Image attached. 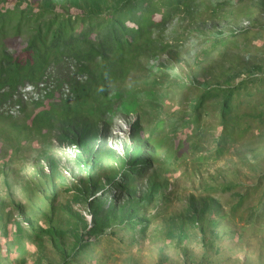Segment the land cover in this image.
Listing matches in <instances>:
<instances>
[{"label":"trees","instance_id":"obj_1","mask_svg":"<svg viewBox=\"0 0 264 264\" xmlns=\"http://www.w3.org/2000/svg\"><path fill=\"white\" fill-rule=\"evenodd\" d=\"M194 6L196 0H0V104L19 86L37 82L47 72L54 74L57 88L66 83L70 90L67 97L50 93L45 101L34 102L30 109L24 107L22 120L0 113L1 139L10 140L15 151L20 149V141L51 139L53 130L59 145L74 146L76 150L74 161L81 174L72 183L59 171V159L43 150L40 153L48 171L41 164L39 178L47 183L50 209L43 210L47 226H40L36 236L46 234L60 254L62 264H74L72 259L87 251L90 244L87 239L91 236L100 238L115 226L133 230L141 224L140 229H146V224L156 215L140 210H149L155 204L159 214L168 194V177L154 166L155 162L164 152L162 163L168 170L175 161L183 160L179 148L196 150L193 137L198 135L205 114L215 111L219 114L216 138H220L212 154L196 156L194 162L198 166L217 161L227 150V144L221 143L224 130L221 122L224 123L228 114L238 129L245 127L243 124L251 115L263 113L251 112L248 104L262 103L257 98L260 92L256 86L264 79L249 74L236 82L224 80L226 86L216 83L197 89L194 102L184 111L188 117L181 120L183 132H179L181 138L176 142L165 131L167 121L174 123L171 116L158 117L152 126L146 127L144 116L149 111L145 106L157 112L167 90L171 86L186 87V83H168L159 92L158 81L141 73L142 61L157 58L169 47L170 43L162 36L168 17L186 13ZM20 41L25 56L13 54ZM223 41L217 39L213 44ZM131 74L136 76V81L137 76L144 77L142 86L125 83ZM212 98L213 102H208ZM243 103L248 110L241 108ZM131 114L135 118L131 122L130 142L124 143L123 153L119 154L108 145L107 132L115 116ZM195 130L197 135L193 134ZM174 133L178 132L174 130ZM142 178L146 181L144 189L139 188L138 180ZM231 187L221 185L220 190ZM61 189L69 194L56 205ZM113 191L119 194L110 196ZM251 192L246 189L238 192L236 206ZM209 198L215 208L213 213L221 215L218 200ZM262 198L263 195L256 206ZM203 200L199 211L190 206L192 224L198 225L204 213L212 211ZM73 202L86 205L90 222L73 210ZM256 206L252 210L258 211ZM56 208L67 215V226L55 221ZM252 210L248 220L254 221L250 218ZM209 221L217 224L213 218ZM15 225L16 232L22 233L21 221ZM69 237L67 245L65 240Z\"/></svg>","mask_w":264,"mask_h":264},{"label":"rangeland","instance_id":"obj_2","mask_svg":"<svg viewBox=\"0 0 264 264\" xmlns=\"http://www.w3.org/2000/svg\"><path fill=\"white\" fill-rule=\"evenodd\" d=\"M165 27L162 36L170 43L169 47L151 61L144 59L141 73L158 81L159 92L168 83L182 82L186 87L171 86L159 102L157 112L146 105L149 114L144 116V123L149 128L158 117L169 119L171 116L174 125L167 121L165 131L174 143V139L176 142L181 138L179 132H183L181 120L188 117L184 111L194 102L192 99L199 89L216 83L226 86L224 80L236 82L249 74L264 79V0H196V6L190 11L168 17ZM217 39L224 41L213 44ZM13 54L26 55L21 41L13 48ZM137 77L136 81V76L131 74L125 83L142 86L144 77ZM263 83L256 86L260 92L257 98L262 103L248 104L251 112L263 111L261 115L253 113L243 124L245 127L238 129L229 120L230 114L221 122L224 129L221 143L227 144V150L217 161H206L200 166L194 162L197 155L212 154L216 147L220 138H216L220 121L217 111L203 116L198 135L193 131L197 135L193 137L196 150L179 148L183 160L175 161L168 170L162 163L164 152L160 155L154 166L168 177V194L159 214L155 204L149 210H140L156 215L145 230L140 229L141 224L133 230L115 226L109 230L114 235L108 232L97 239L91 236L87 239L90 242L87 251L79 252V256L72 259L74 264H264ZM209 101L213 102V98ZM241 108L247 109L244 103ZM22 118L23 114L16 117ZM134 118V114L118 115L112 120L107 141L119 154L123 153L124 143L130 142L128 127ZM191 127L193 129V125ZM174 130L179 134H173ZM11 143L0 136V264H62L60 254L46 234L36 236L40 226H47L43 210L50 209L47 183L39 178L41 164L43 170L48 171L40 152H49L59 159V171L72 183L81 174L74 161L76 150L60 146L52 138L43 142L20 141L17 151ZM138 182L139 188L144 189L145 178ZM221 185L232 187L220 190ZM255 185L257 188L253 189ZM245 189L253 192L236 206L237 193ZM58 193L56 205L69 194L63 189ZM113 193L119 194L113 191L110 196ZM210 196L221 205V215L213 213L215 208ZM202 199L212 211L204 213L198 225L192 224L189 216L192 209L200 210ZM116 200L120 201L118 197ZM255 206L258 211L252 210ZM72 207L90 222L85 204L73 202ZM56 210L55 221L67 226V215ZM251 210L253 217L250 218L254 221L248 220ZM210 218L217 224L209 221ZM18 220L23 226L22 233L15 230ZM70 239L65 240L67 245Z\"/></svg>","mask_w":264,"mask_h":264},{"label":"clouds","instance_id":"obj_3","mask_svg":"<svg viewBox=\"0 0 264 264\" xmlns=\"http://www.w3.org/2000/svg\"><path fill=\"white\" fill-rule=\"evenodd\" d=\"M4 90H6V89H4ZM50 93H57V94L59 93L63 97H67L68 95H70V90H69L68 84H66V83H63L60 88H57L56 78H55L54 74L47 72L41 80H39L37 82H26L25 84L19 86L15 91H13L11 93L10 97L0 104V113L5 115V116L16 118L20 114H23L22 110L24 107L31 106L34 102L45 101V99L47 98V96ZM117 116H115V117H117ZM131 122L129 121V127H128L129 128V137H130ZM111 124H112V122H111ZM108 132H107V134H108ZM55 133H56V131L53 130L52 135H51V138L54 141H56ZM60 146H62V145H60ZM63 147L69 148V147H74V146H69L67 144H63Z\"/></svg>","mask_w":264,"mask_h":264},{"label":"built area","instance_id":"obj_4","mask_svg":"<svg viewBox=\"0 0 264 264\" xmlns=\"http://www.w3.org/2000/svg\"><path fill=\"white\" fill-rule=\"evenodd\" d=\"M67 90V89H66Z\"/></svg>","mask_w":264,"mask_h":264}]
</instances>
